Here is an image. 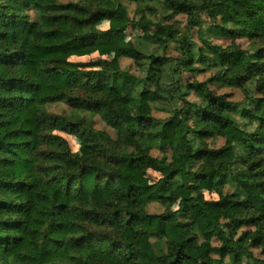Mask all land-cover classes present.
Listing matches in <instances>:
<instances>
[{"label":"trees","instance_id":"1","mask_svg":"<svg viewBox=\"0 0 264 264\" xmlns=\"http://www.w3.org/2000/svg\"><path fill=\"white\" fill-rule=\"evenodd\" d=\"M159 13L188 15L185 31L154 21ZM201 14L213 20L206 29ZM196 28L202 46L191 41ZM171 46L178 57L166 56ZM105 50L116 57L71 61ZM214 69L230 76L184 81ZM213 84L241 89L245 101ZM55 103L75 114L50 113ZM229 131L239 154L213 169L235 145L209 142ZM150 171L160 178L142 184ZM252 248L264 254V0H0V264H264Z\"/></svg>","mask_w":264,"mask_h":264},{"label":"rangeland","instance_id":"2","mask_svg":"<svg viewBox=\"0 0 264 264\" xmlns=\"http://www.w3.org/2000/svg\"><path fill=\"white\" fill-rule=\"evenodd\" d=\"M61 1L62 2H68V1H71V0H61ZM204 1H207V0H204ZM127 4H128V6L130 8L131 16L133 17L135 15L134 10H135V6L136 5H133V4H130V3H127ZM32 15L34 16L33 12H32ZM157 15L158 16L153 18L154 21H158V20L163 21L162 20L163 14L159 13ZM200 17L202 18V20L206 21V25L203 26L204 29H206L208 27L209 23L213 22V20H211L206 14H201ZM188 18H189L188 15L180 14V15L175 16L174 18L167 17L166 20H164L163 22L165 24H168V25H173L174 27L178 28L179 31L183 32V31H185V29H186V27L188 25ZM113 24L114 23H112V22L104 23V24L101 25V27H102V29H108V28L110 29L113 26ZM130 32L133 35H141V33L139 31H130ZM153 36H155L157 38H161V32L154 29L152 32H150V37H153ZM190 37H191V41L192 42L198 44L199 46H202V43H201V41L199 40V37H198V29L197 28L192 31ZM211 41L214 44L221 45L223 47H227V46L232 44L231 40H227V39L222 38V37H211ZM237 43L240 44L245 49H248L250 47V43L247 40H245V39H240V40L237 41ZM149 51H155L158 54H164L162 49L157 48L155 45H153L151 43H149ZM166 56L167 57H169V56L170 57H178L179 54L176 51V49L173 46H171L170 49L167 51ZM115 57H116V53H114L111 50H105V51L97 52V53H95V54H93L91 56L72 57L71 61L86 63V62H89V61H92V60H97V59H100V58L110 60V59H113ZM121 65H122L123 68H127L130 71L134 72L135 74L139 75L138 68H137V66H136V64L134 63L133 60L128 59V58H122L121 59ZM223 74H227L228 76H230V74L227 73L226 70L214 69V70H210V71H207V72L198 73L196 76H191L189 74H185L184 81L185 82L193 81V79H196V80H199V81H205L211 76L223 75ZM141 76H143V75H141ZM55 78L56 77H54V80H55ZM211 89L215 93H217L219 95H226L230 100H232L234 102L243 103L245 101V96H244L242 90L239 89V88L227 87V86H224V85L213 84L211 86ZM189 100L195 101L196 98H195L194 95H191L189 97ZM162 103H163V101L158 103V105L159 106H163L164 104H162ZM176 104H178V102H176ZM154 106H157V105H154ZM171 109H173V107H171ZM48 111L50 113H54V114H58V115H61V116H66V117H69V116L75 114V111H73L65 103H55V104L49 105L48 106ZM79 115L80 116H84V117H86L89 120L92 119V116L89 115V114L79 113ZM154 116L156 118H158V119L165 120V119L170 117V113H169L168 110L160 111V110H158L155 107ZM93 120H94V126H95L96 129L104 130L113 139H116L117 133L112 128L108 127L105 124V122H103V120L100 118V116L94 117ZM177 122H178V119H173V123L170 124V130L171 131L175 127L174 124L177 123ZM55 133H57L58 135H61L65 139H67V141L69 142L70 147L73 150V152H78L81 155H85L86 154V150H85L84 144L82 142H80L77 138H75L73 136H70V135H67L66 133H61V132H55ZM238 139H239V134H237V133H235L233 131H229V132H225L224 136H221V138L209 142V145L212 148H214V149L222 148L225 145L226 141H231L235 145V149H234L233 152H230L229 154H227L226 156H224L222 158L210 161L211 168H213V169L224 168L231 161V159L235 155L239 154L240 148L237 145ZM152 155L155 156V157H157V156L161 157L162 156V154L159 151H157V150H153L152 151ZM159 178H160L159 174L150 171L147 176H142L139 179H140V182L142 184H154ZM202 189H203V192H204L205 197L207 199H215V200L218 199V195L215 193V191L213 190L211 185H208V184L202 185ZM229 191H231V189H230L229 186H227L226 189H225V192H229ZM149 211L151 213H153V214H161L164 211V207L161 204L153 203V204H150ZM249 229L254 230V228H252V227H244L243 231L244 230H249ZM253 238H254V236H251L248 239V242H251ZM214 244L218 245L219 243H218V241H215ZM251 251L254 253V255L257 258L264 259V254L261 253L260 250L252 248ZM223 261L225 262V260H223ZM226 262H227V264H231L228 258H226Z\"/></svg>","mask_w":264,"mask_h":264},{"label":"crops","instance_id":"3","mask_svg":"<svg viewBox=\"0 0 264 264\" xmlns=\"http://www.w3.org/2000/svg\"><path fill=\"white\" fill-rule=\"evenodd\" d=\"M104 23H109V22H104ZM104 23H102V24H104Z\"/></svg>","mask_w":264,"mask_h":264}]
</instances>
